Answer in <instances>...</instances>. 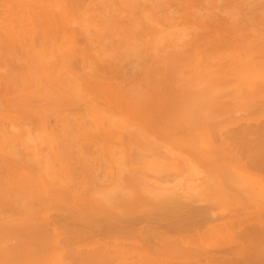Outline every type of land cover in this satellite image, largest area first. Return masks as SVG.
Here are the masks:
<instances>
[{
  "label": "bare ground",
  "instance_id": "6f19581e",
  "mask_svg": "<svg viewBox=\"0 0 264 264\" xmlns=\"http://www.w3.org/2000/svg\"><path fill=\"white\" fill-rule=\"evenodd\" d=\"M0 71V264H264V0H0Z\"/></svg>",
  "mask_w": 264,
  "mask_h": 264
},
{
  "label": "rangeland",
  "instance_id": "374dc122",
  "mask_svg": "<svg viewBox=\"0 0 264 264\" xmlns=\"http://www.w3.org/2000/svg\"><path fill=\"white\" fill-rule=\"evenodd\" d=\"M2 73H1V71H0V75H1ZM227 109L226 108H224L220 113H224V111H226V112H228V111H232V107L233 106H230V105H227ZM239 110V109H238ZM240 110H242V108L240 109ZM219 113V112H218ZM218 113H216V114H218ZM215 114V115H216ZM220 115H223V118L225 117V119H223L224 121L222 122V124L221 125H227V124H229V122L231 121L230 120V118H227L226 117V115H224V114H220ZM236 114L235 113H229L228 114V116H235ZM158 134H160V133H157V134H153V135H151V133H149L148 134V139H146L147 141H145V139H143V137H142V135H136L135 137H134V142H137V143H139V142H141V143H148V142H150L149 144H153L154 145V143H156V144H160V145H164V146H170V147H172L173 146V141H176V140H174V139H171V138H169V137H166L165 135L163 136V134H161V135H158ZM163 136V137H162ZM184 138V137H183ZM167 139H169V141L167 140ZM144 140V141H143ZM178 140H180V139H178ZM212 141H214V140H212ZM216 141V140H215ZM202 142V141H201ZM143 143V144H144ZM199 143H200V140H197V142H195V144L196 145H199ZM170 144H172V145H170ZM215 144L216 143H214V146H215ZM219 143H217V145H218ZM117 144L115 143V146H116ZM175 147H176V145H174ZM174 147V148H175ZM111 165V164H110ZM109 165V166H110ZM135 166H139V167H141L140 166V164H135ZM180 167H182L181 165H180ZM110 168L111 167H109L108 169H106V170H110ZM113 168V170H112V172L113 173H115L116 172V168H115V165L112 167ZM146 168H147V166H146ZM151 170H153V171H151ZM103 172V171H102ZM143 172V173H142ZM97 173H101V171L100 172H97ZM139 173H141V174H144L145 175V177H147L146 178V180H147V182H148V180H153L152 182H148V183H155V185H158V186H160V187H166V186H169L171 183H172V181H173V179H169L170 181H168L167 182V180H165L164 178H162L163 177V174L164 173H162V174H160V172H156V168H147V169H142V170H140V172ZM102 174L103 173H101V176H102ZM148 175V176H147ZM162 175V176H161ZM195 176L197 175V174H194ZM101 176H99V177H101ZM184 176V175H183ZM193 176V175H192ZM195 176H193V178H195ZM197 176H200V175H197ZM197 176H196V178H197ZM180 177L181 176H179V177H177V178H179L180 179ZM106 178V177H105ZM107 178H109V177H107ZM106 178V179H107ZM108 180V179H107ZM165 180V181H164ZM175 180V179H174ZM178 179H176V181H177ZM110 183V181H107V182H105V184H109ZM158 182V183H157ZM180 183V186H179V183ZM178 182H174L172 185H174V186H172V187H170V188H174L175 186H176V188L178 189V188H187L186 186H187V183L182 179V180H178ZM255 182V181H254ZM153 183V184H154ZM167 183V184H166ZM176 183H178L177 185H175ZM111 184V183H110ZM110 184L109 185H107V186H110ZM251 184H249V186H250ZM100 186L102 187L103 186V190L104 189H106V188H108L107 186H105L104 185V183H100ZM100 186H98L99 188H101ZM178 186V187H177ZM182 186V187H181ZM102 189V188H101ZM182 189L181 190H179L180 192H182ZM196 190V189H195ZM256 191V193H255V195L257 194V196H258V193H260V191L258 190V189H256L255 190ZM193 194H195V195H193ZM185 195V194H184ZM188 196H190L189 198H191L190 200H193L194 201V199H197L196 197V193H192L191 195L190 194H186V197H188ZM257 196H255L254 198L256 199V197ZM185 196H184V198H186ZM194 198V199H193ZM187 199V198H186ZM186 199H183V200H185V201H187ZM255 203L254 204H258V203H256V202H261L260 201V199H256V201H254ZM195 205H198V203H194ZM223 204V203H222ZM251 204H253V203H251ZM204 206L206 205V204H203ZM200 206V205H199ZM217 206H218V208H217ZM217 206H213L214 208H212V207H208V208H206V206L205 207H203L204 208V210L205 211H207V210H213V211H211V212H214V213H216V214H218L220 211H221V208H219V207H222V206H219V205H217ZM217 208V210H216V208ZM219 209V210H218Z\"/></svg>",
  "mask_w": 264,
  "mask_h": 264
}]
</instances>
